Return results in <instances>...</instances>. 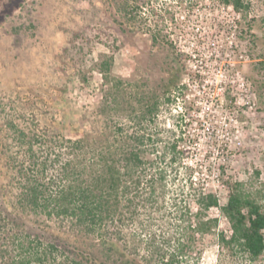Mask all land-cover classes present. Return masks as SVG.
Segmentation results:
<instances>
[{
	"label": "rangeland",
	"instance_id": "374dc122",
	"mask_svg": "<svg viewBox=\"0 0 264 264\" xmlns=\"http://www.w3.org/2000/svg\"><path fill=\"white\" fill-rule=\"evenodd\" d=\"M244 4L239 12L221 0H142L130 19L115 0H0V138L5 118L22 122L21 102L34 104L22 107L25 116L37 111L74 137L96 117L105 121V89L118 85L137 102L142 93L163 95L171 79L176 87L162 97L158 123L183 135L187 160L222 203L224 180H233L264 204V0ZM156 30L168 41L155 43ZM108 55L110 82L100 71ZM6 180L0 147V200ZM211 213L230 236L225 215ZM204 241L200 264H264V254L251 260L217 231Z\"/></svg>",
	"mask_w": 264,
	"mask_h": 264
},
{
	"label": "trees",
	"instance_id": "16d2710c",
	"mask_svg": "<svg viewBox=\"0 0 264 264\" xmlns=\"http://www.w3.org/2000/svg\"><path fill=\"white\" fill-rule=\"evenodd\" d=\"M142 0H115L132 19ZM242 11L244 0H221ZM155 43L168 41L163 31ZM114 56L100 64L111 80ZM165 93L125 100L118 85L105 89L91 129L62 134L36 111L5 118L0 147L7 180L0 200V264H200L204 236L240 247L251 260L264 254V204L240 182L224 180L225 203L197 164L190 163L183 135L158 123ZM167 99H170L168 97ZM21 107V108H20ZM15 108V107H14ZM118 115L125 122L112 123ZM101 120V119H100ZM226 175L225 166L220 167ZM231 224L228 236L211 211Z\"/></svg>",
	"mask_w": 264,
	"mask_h": 264
}]
</instances>
